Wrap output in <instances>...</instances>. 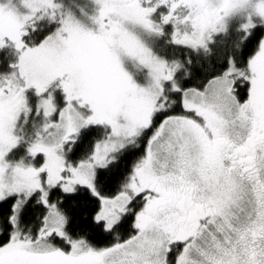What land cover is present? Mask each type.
<instances>
[{
    "label": "snow or ice",
    "instance_id": "obj_1",
    "mask_svg": "<svg viewBox=\"0 0 264 264\" xmlns=\"http://www.w3.org/2000/svg\"><path fill=\"white\" fill-rule=\"evenodd\" d=\"M0 264H264V0H0Z\"/></svg>",
    "mask_w": 264,
    "mask_h": 264
}]
</instances>
